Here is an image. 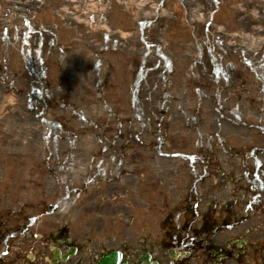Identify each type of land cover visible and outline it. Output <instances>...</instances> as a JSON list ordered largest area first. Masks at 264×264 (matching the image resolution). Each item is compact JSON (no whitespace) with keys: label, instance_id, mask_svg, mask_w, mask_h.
Listing matches in <instances>:
<instances>
[{"label":"rangeland","instance_id":"obj_1","mask_svg":"<svg viewBox=\"0 0 264 264\" xmlns=\"http://www.w3.org/2000/svg\"><path fill=\"white\" fill-rule=\"evenodd\" d=\"M14 1L0 0L6 21L22 28L0 21V187L48 183L50 201L57 191L68 196L58 185L82 182L91 158L109 153L106 134L110 155L128 156L122 147L133 134L151 141L146 155H158L155 112L171 125L165 138L189 151L226 135L230 125L215 124L221 102L243 118L238 139L262 135L250 124L264 114V0H144V13L128 0H17L10 11ZM94 193L71 190V204L50 212L48 227L68 219L79 239L104 231L113 235L108 245H137L125 210H101ZM11 197L7 188L3 198Z\"/></svg>","mask_w":264,"mask_h":264},{"label":"flooded vegetation","instance_id":"obj_2","mask_svg":"<svg viewBox=\"0 0 264 264\" xmlns=\"http://www.w3.org/2000/svg\"><path fill=\"white\" fill-rule=\"evenodd\" d=\"M221 104L215 124L228 123V131L220 128L226 135L201 140L206 143L198 142L194 151L166 139L162 131L171 125L155 112L153 127L161 133L152 145L158 155H146L143 151L151 141L134 134L122 147L128 156L110 155L113 140L106 134L103 149L109 153L91 158L82 182L72 178L66 181L67 189L58 185L68 196L61 199L57 191L58 200L50 201L48 183L36 189L0 187V264H98L112 250L122 253L120 264H145L141 258L147 253L157 264H264V125L252 122L262 135L241 141L239 126L245 123L234 113L237 109ZM192 112L198 121L204 115ZM233 128L238 137L229 143L226 136H234ZM7 188L12 197L4 199ZM71 190L95 192L101 210L124 209L138 244L127 240L117 247L108 245L113 235L104 231L79 239L71 234L68 219L48 227L50 212L67 210L71 204Z\"/></svg>","mask_w":264,"mask_h":264},{"label":"bare ground","instance_id":"obj_3","mask_svg":"<svg viewBox=\"0 0 264 264\" xmlns=\"http://www.w3.org/2000/svg\"><path fill=\"white\" fill-rule=\"evenodd\" d=\"M33 1V0H32ZM60 1V0H59ZM129 1H132V4H134V5H136L137 7H138V10L139 11H142L143 13H144V11L146 10V9H149V6L151 7V5L149 4V3H147V2H144V0H128V2ZM31 2V1H30ZM30 2H28L29 4H30ZM94 2V1H93ZM27 3V4H28ZM15 4V5H14ZM14 4H11L10 6H9V8L11 9L10 11H17V10H15V7L17 6V5H19L20 3L17 1V0H15L14 1ZM63 4V3H62ZM93 6V8H95L96 6H94V5H92ZM91 6V7H92ZM135 6V7H136ZM81 8V6H79V8H78V10ZM7 10H9V9H7ZM7 10H4V11H2V10H0V21H1V26L2 27H6V28H10L11 30L14 28V29H16V30H19V28L20 29H22L20 26H18V27H16L13 23H11V24H9L7 21H6V16H8L9 15V13L7 12ZM87 17H91L90 15H88V14H85ZM91 18H93V17H91ZM11 20V22H13L14 21V18H12V19H10ZM92 20V19H91ZM71 22V21H70ZM30 23V22H29ZM29 26V25H28ZM30 27H31V25H30ZM104 27H105V29H104ZM31 29V28H30ZM102 29H104V31L102 32V33H104V34H106L107 32L110 34V36L111 37H115L114 35H118V34H114L113 35V33L111 32V31H108V27L107 26H103L102 27ZM194 111V110H193ZM259 114L260 115H263V113H262V111H259ZM95 123H98V124H100L101 122H95ZM112 258L113 257H108V261H110V264L112 263L111 261H113L112 260ZM153 264H156V263H153Z\"/></svg>","mask_w":264,"mask_h":264},{"label":"water","instance_id":"obj_4","mask_svg":"<svg viewBox=\"0 0 264 264\" xmlns=\"http://www.w3.org/2000/svg\"><path fill=\"white\" fill-rule=\"evenodd\" d=\"M108 257H113L111 261L112 263L111 264H118L119 260H120V257L117 255V254H114V255H107L105 257V259L100 263V264H110V261H108Z\"/></svg>","mask_w":264,"mask_h":264}]
</instances>
